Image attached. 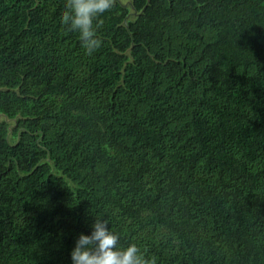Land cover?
<instances>
[{"label": "trees", "instance_id": "16d2710c", "mask_svg": "<svg viewBox=\"0 0 264 264\" xmlns=\"http://www.w3.org/2000/svg\"><path fill=\"white\" fill-rule=\"evenodd\" d=\"M65 3L0 0V264H72L97 215L157 264H264V0L115 1L91 55Z\"/></svg>", "mask_w": 264, "mask_h": 264}, {"label": "clouds", "instance_id": "9594fccd", "mask_svg": "<svg viewBox=\"0 0 264 264\" xmlns=\"http://www.w3.org/2000/svg\"><path fill=\"white\" fill-rule=\"evenodd\" d=\"M115 0H66L61 22L68 31L79 34L86 54L102 46L97 36L99 17L114 6ZM95 22V23H94ZM108 221L97 215L90 235L81 233L71 252L72 264H157L136 243L120 246L118 233L107 227Z\"/></svg>", "mask_w": 264, "mask_h": 264}, {"label": "rangeland", "instance_id": "374dc122", "mask_svg": "<svg viewBox=\"0 0 264 264\" xmlns=\"http://www.w3.org/2000/svg\"><path fill=\"white\" fill-rule=\"evenodd\" d=\"M1 118H2V117H1ZM9 125H12V123L9 122ZM8 140H9L10 143H13V142L16 140V137L13 136V135L9 132ZM54 171L56 172L55 169H54ZM56 173H58V172H56Z\"/></svg>", "mask_w": 264, "mask_h": 264}, {"label": "water", "instance_id": "95a60500", "mask_svg": "<svg viewBox=\"0 0 264 264\" xmlns=\"http://www.w3.org/2000/svg\"><path fill=\"white\" fill-rule=\"evenodd\" d=\"M115 1L119 2V0H115Z\"/></svg>", "mask_w": 264, "mask_h": 264}]
</instances>
